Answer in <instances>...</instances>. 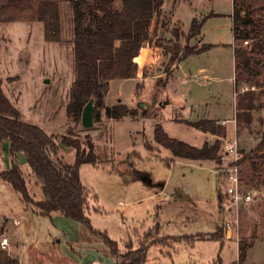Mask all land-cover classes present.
Wrapping results in <instances>:
<instances>
[{"label": "rangeland", "instance_id": "374dc122", "mask_svg": "<svg viewBox=\"0 0 264 264\" xmlns=\"http://www.w3.org/2000/svg\"><path fill=\"white\" fill-rule=\"evenodd\" d=\"M44 1L48 0H26L16 5L0 0L5 6L0 13L4 90L22 112L24 121L41 126L48 133L66 135L72 131V136L84 143L87 135L94 141L99 162L84 164L80 171L82 182L88 188L86 213L93 227L107 231L112 239L120 242V251L126 253V241H132L133 248L139 247L146 239L145 232L157 223L161 237L214 232L224 223L221 222L226 215L235 217V209L228 214L221 211L218 198V191H225L227 186L223 169L237 157L235 153L226 155L225 151L229 143L237 140L241 159L261 140L264 53L256 55L262 59L258 81L237 86L233 0H166L161 16L155 17L151 25L160 46L150 59L147 75L140 72L136 79L111 80L103 105L99 109L95 107L99 115L92 128L74 122L67 112L76 75L72 9L66 0H54L61 11L62 41H47L44 24L38 19L40 4ZM262 4V0H250L243 5L245 13H252L256 29L258 24L264 26ZM194 18L204 20L201 34L197 36L190 32ZM187 45L196 49L213 46L179 64L174 63L171 60L174 49ZM248 91L254 93L250 108L251 100L245 97ZM118 103L136 110L138 115L122 119L110 117L107 107ZM203 118L230 120L227 124L220 121L227 129V137L222 140L219 169L211 160L176 158L154 138L155 128L161 124L170 137L191 145L201 147L208 139L213 143L216 136H207L182 122ZM59 143L62 144L61 138ZM9 144L7 140L0 148V171L12 165ZM133 151L138 155L130 157ZM75 154L74 148L61 145L58 157L73 163ZM167 160L170 167L166 165ZM15 164L22 168L32 197L43 199L42 179L33 173L26 155L18 154ZM242 169L244 177L246 166ZM253 184L243 186L245 191H251L253 200L239 206L238 225H234L231 239L198 240L193 247L179 246L172 256H164L167 249L155 243L149 247L145 264H219V256L225 264H238L241 240L252 241L241 264H264V184ZM36 210L35 204L26 208L22 194L0 179V226L7 224L6 230L12 237L10 251L22 264H36L30 258L33 247L41 254L53 253L50 264H83L80 262L86 252L92 262L96 252L105 259L103 264H115L118 260L103 237L91 232L84 223L59 212L55 214L59 213L62 218L35 216L31 211ZM219 214L221 220L217 226ZM14 218L21 224L14 225ZM56 233L61 236L66 233L68 247L76 254L73 262L60 258L64 257L60 246L56 245L57 252L48 242ZM77 258L81 261H76Z\"/></svg>", "mask_w": 264, "mask_h": 264}, {"label": "trees", "instance_id": "16d2710c", "mask_svg": "<svg viewBox=\"0 0 264 264\" xmlns=\"http://www.w3.org/2000/svg\"><path fill=\"white\" fill-rule=\"evenodd\" d=\"M26 0H8L9 4H19ZM73 12L74 22V59L75 80L70 89V100L67 112L74 122H81L82 112L91 98L95 100V107L103 105L108 83L115 79H136L141 72L147 75L150 59L160 44L151 25L155 17L161 16L162 7L166 0H66ZM250 0H233L234 46L236 58L237 86L241 83L253 85L262 74L259 65L262 59L256 57L264 53V26L252 19V13L246 12L243 5ZM261 9L264 10V0ZM0 3V13L4 8ZM1 18V17H0ZM38 19L44 24V36L47 41H62V21L60 6L57 1L48 0L40 4ZM204 20L193 19L191 35H200ZM253 28V29H252ZM177 36V33H176ZM3 39L0 33V41ZM248 41V45L243 42ZM213 45H204L200 49L177 46L172 55L174 63L181 62L187 57L200 53ZM167 83V82H166ZM165 86V85H164ZM249 96V98L247 97ZM245 97L252 106L253 92H246ZM110 117L122 119L138 112L131 110L126 104L118 103L107 107ZM99 113H95V120ZM194 126L205 133L217 136L215 142L207 140L201 147L191 145L180 139L172 138L166 133L163 126L158 124L154 131V138L158 145L168 149L176 158L187 160H211L218 164L222 161L220 151L223 139L227 137L226 127L218 120L203 118L198 121H182ZM72 132V131H71ZM68 131L66 135L48 133L39 125L23 120L22 112L9 98L4 90V79L1 75V44H0V148L9 140V154L12 165L0 171V179L9 182L12 187L22 194L26 203L35 204L36 213L50 216L59 212L68 219L84 223L88 229L103 237L110 247L113 256L118 260L115 264H145L149 247L159 243L162 246H172L176 243L191 245L196 238L203 235L159 236L160 225L157 223L152 229L145 232L146 239L133 248L132 241H126V253L120 251V242L112 239L107 231L95 229L91 218L86 213L88 188L81 179V167L84 164L97 165L99 157L96 146L89 135L86 142L74 138ZM63 146L75 149V160L68 163L61 160L58 154ZM148 150L151 148L147 145ZM26 155L27 163L34 174L42 179L44 198L35 200L28 188L22 168L15 164L19 153ZM133 151L130 157L137 156ZM246 163V164H244ZM132 164V163H130ZM241 167L246 166L242 177L243 185L264 184V130L259 144L248 154H244L238 161ZM166 165L171 166L170 161ZM220 206L225 203L226 194L219 190ZM223 207V206H222ZM224 224L208 239L225 238ZM252 241L241 240L239 243V263L247 258ZM0 264H20L17 257L2 251Z\"/></svg>", "mask_w": 264, "mask_h": 264}, {"label": "crops", "instance_id": "0c3cea01", "mask_svg": "<svg viewBox=\"0 0 264 264\" xmlns=\"http://www.w3.org/2000/svg\"><path fill=\"white\" fill-rule=\"evenodd\" d=\"M179 67V65L176 67V68H178ZM211 119H218L219 121H226L225 123L227 124V122H229L230 120H228V119H225V118H211ZM234 121V120H233ZM224 123V124H225ZM235 130V129H234ZM212 134H210V133H207V136H211ZM215 136V135H214ZM217 137V136H216ZM209 141H210V139H208ZM21 156L22 155H24V153L23 152H21V153H19ZM218 198H219V195H218ZM32 212V214L33 215H35V216H42L41 214H38V213H36V211L34 212V211H31ZM30 214V213H29ZM57 214V215H56ZM55 214V212L54 213H52L50 216H45V217H51L52 218V216L53 217H55V218H62L61 217V215L59 214V213H56ZM225 218V217H224ZM220 220H221V215L219 214L218 215V221H217V223H215V225H217V226H219V222H220ZM224 222V219H222V222L221 223H223ZM13 223H14V225H20L21 223H20V220H18L17 218H14V220H13ZM224 224V223H223ZM222 224V225H223ZM221 225V226H222ZM6 227H7V224L4 226V225H1L0 226V231H1V238H0V242H1V240H2V237H4V236H7L8 238H9V248L7 249V251L6 252H8L11 256H13V257H17V256H15V255H13L12 254V252L10 251V249L12 248V237L11 236H9L8 235V230H6ZM218 227H217V230L216 231H214V232H207V233H205V232H197V233H194V234H192V235H203V238L201 237V238H199V237H197L196 238V240H195V242L193 243V244H191V245H188V244H186V243H176V244H174V245H172V246H164V248H166L167 249V251H165L164 252V256H172V253L173 252H177L178 251V248H179V246H181V245H184V246H195V243L198 241V240H212V239H208V237L211 235V234H213V233H216L217 231H218ZM70 232H72V231H70ZM78 233V232H77ZM56 236H54L53 237V240H50V241H48V242H50L52 245H53V247L55 248V250L58 252V248H57V246H60L59 248H60V252L63 254L64 253V257H60V258H64V259H66L67 260V258H68V260L70 259L72 262H73V260H72V258H73V254H74V252H73V248H69L68 247V241H66V233H64V235H65V237H64V235L63 236H61V234L59 233H56L55 234ZM181 235H185V234H180V235H172V234H165L164 236H181ZM189 235H191V234H189ZM62 237V238H61ZM225 239H230V238H228V236H227V233H226V231H225V238L224 239H220V240H225ZM238 242V241H237ZM57 245V246H56ZM238 245H239V242H238ZM222 247H223V245H222ZM222 247H221V249H222ZM238 248H239V246H238ZM3 250L1 249V247H0V256H1V252H2ZM33 252H32V254H31V256H30V258H31V260H33L36 264H50L51 263V259H52V257H53V253H51V254H49V253H44V254H41V253H39V252H37L36 251V249L33 247V250H32ZM239 253H240V251H239V249H238V261L236 262V263H238V264H241V263H239ZM60 255V254H59ZM74 255H76V254H74ZM85 257H84V259L82 258V261H81V259L80 258H77V260L76 261H81L80 263H82L83 262V264H103L104 263V261H105V259L104 258H101V256H99L98 254H97V252L96 253H94V259H93V262H92V260H90L89 258V252H86L85 254ZM19 260H20V258L19 257H17ZM75 258V257H74ZM73 258V259H74ZM215 262H216V260H214ZM92 262V263H91ZM146 263V262H145ZM218 263L219 264H225L224 263V260L219 256V258H218ZM20 264H22V261L20 260ZM217 264V263H216Z\"/></svg>", "mask_w": 264, "mask_h": 264}, {"label": "built area", "instance_id": "2783aa9c", "mask_svg": "<svg viewBox=\"0 0 264 264\" xmlns=\"http://www.w3.org/2000/svg\"><path fill=\"white\" fill-rule=\"evenodd\" d=\"M245 43H248V41H245ZM226 121H222L224 124ZM238 142L235 140L232 143H229L226 147V155H229L230 153H235L237 155L235 161L228 166L227 168L223 169L225 172V178L227 182V186L225 189L226 199L225 203L220 206L221 211H224L226 214L230 213L231 210H234L237 212L236 216L231 219L229 215L225 216L224 221V227L226 229V233L228 238H232L234 234V225H238V211L239 206L242 204H248L252 202L253 196L251 191L247 190L245 191L243 188V181H242V175H241V168L238 164V161L240 160L238 157ZM232 214V213H231ZM0 247L2 250H6L9 247V238L7 236L2 237V240L0 242Z\"/></svg>", "mask_w": 264, "mask_h": 264}, {"label": "water", "instance_id": "95a60500", "mask_svg": "<svg viewBox=\"0 0 264 264\" xmlns=\"http://www.w3.org/2000/svg\"><path fill=\"white\" fill-rule=\"evenodd\" d=\"M94 123H95V100L94 98H91L83 109L81 124L84 128H92L94 126Z\"/></svg>", "mask_w": 264, "mask_h": 264}]
</instances>
